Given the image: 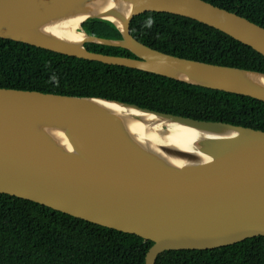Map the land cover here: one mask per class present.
Here are the masks:
<instances>
[{"label": "water", "instance_id": "95a60500", "mask_svg": "<svg viewBox=\"0 0 264 264\" xmlns=\"http://www.w3.org/2000/svg\"><path fill=\"white\" fill-rule=\"evenodd\" d=\"M144 12L194 19L264 55V26L205 0H0V37L264 101L262 71L138 41L130 21ZM88 19L110 21L121 38L88 34ZM89 42L135 57L90 51ZM0 193L149 240L144 264H155L165 250L264 236V131L104 97L0 87Z\"/></svg>", "mask_w": 264, "mask_h": 264}, {"label": "trees", "instance_id": "16d2710c", "mask_svg": "<svg viewBox=\"0 0 264 264\" xmlns=\"http://www.w3.org/2000/svg\"><path fill=\"white\" fill-rule=\"evenodd\" d=\"M264 26V0H205ZM88 34L121 38L108 20L82 23ZM138 41L175 56L264 72V55L222 31L168 12L132 17ZM88 50L135 57L121 47ZM0 87L97 96L200 120L264 131V101L160 74L64 55L0 37ZM152 242L43 204L0 193V264H144ZM155 264H264V236L212 249L165 250Z\"/></svg>", "mask_w": 264, "mask_h": 264}, {"label": "bare ground", "instance_id": "6f19581e", "mask_svg": "<svg viewBox=\"0 0 264 264\" xmlns=\"http://www.w3.org/2000/svg\"><path fill=\"white\" fill-rule=\"evenodd\" d=\"M77 24H78V21L76 20H72L71 22H69V23H67L66 24V29H67V31H69V32H74L75 30H76V27H77ZM172 137H175V138H179V139H183V140H185V138H183V137H181L180 135H178L177 133L175 134H172L171 135ZM186 141V140H185Z\"/></svg>", "mask_w": 264, "mask_h": 264}]
</instances>
